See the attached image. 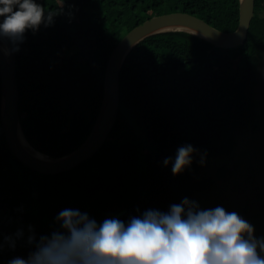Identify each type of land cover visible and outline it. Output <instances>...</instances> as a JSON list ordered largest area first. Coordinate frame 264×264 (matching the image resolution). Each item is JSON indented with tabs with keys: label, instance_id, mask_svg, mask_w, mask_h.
Here are the masks:
<instances>
[{
	"label": "trees",
	"instance_id": "16d2710c",
	"mask_svg": "<svg viewBox=\"0 0 264 264\" xmlns=\"http://www.w3.org/2000/svg\"><path fill=\"white\" fill-rule=\"evenodd\" d=\"M52 23L24 33L14 48L19 115L24 135L51 158L77 150L96 125L105 94L108 59L135 26L163 13L185 11L232 31L240 0H36ZM0 17V21H2ZM264 58V15L255 6L247 39L220 46L188 29L160 31L140 40L120 72L117 121L103 146L77 166L45 173L11 151L2 123L0 73V239L22 230L15 248L4 241L0 264L35 250L28 236L61 230L64 209L127 222L190 199L230 169L199 178L215 156L230 155L255 118L258 67ZM192 163L172 165L181 146ZM171 157L165 165L164 160ZM205 163L201 165L200 160ZM245 213L241 215L246 217ZM31 226V232L29 231Z\"/></svg>",
	"mask_w": 264,
	"mask_h": 264
},
{
	"label": "clouds",
	"instance_id": "9594fccd",
	"mask_svg": "<svg viewBox=\"0 0 264 264\" xmlns=\"http://www.w3.org/2000/svg\"><path fill=\"white\" fill-rule=\"evenodd\" d=\"M0 17V38L16 45L27 30L50 25L53 13L45 16L44 5L36 0H0ZM198 151L190 144L179 147L172 174L190 166L192 154ZM56 220L61 230L39 241L30 234L28 243L35 250L9 264H264V237H255L252 224L220 206L202 210L188 198L172 204L167 212L149 209L127 222L106 218L97 223L74 209L60 211ZM22 235L18 230L14 236L2 237L0 251L4 241L15 248V239Z\"/></svg>",
	"mask_w": 264,
	"mask_h": 264
},
{
	"label": "water",
	"instance_id": "95a60500",
	"mask_svg": "<svg viewBox=\"0 0 264 264\" xmlns=\"http://www.w3.org/2000/svg\"><path fill=\"white\" fill-rule=\"evenodd\" d=\"M256 0H240V20L232 31L221 30L203 18L185 11H174L154 15L132 28L115 46L107 64V75L103 104L89 138L77 150L59 158L45 153L38 157L20 141L19 132L24 135L19 115V87L16 74L14 45L6 38H0L8 46V55L0 46V73L2 79V123L5 137L11 151L26 165L45 173H57L71 169L95 154L107 141L118 118L120 104V72L122 64L131 49L148 35L170 29H188L202 34L220 46H237L248 37V30L254 16ZM25 137V135H24ZM26 138V137H25ZM27 140V139H26ZM28 141V140H27Z\"/></svg>",
	"mask_w": 264,
	"mask_h": 264
},
{
	"label": "rangeland",
	"instance_id": "374dc122",
	"mask_svg": "<svg viewBox=\"0 0 264 264\" xmlns=\"http://www.w3.org/2000/svg\"><path fill=\"white\" fill-rule=\"evenodd\" d=\"M256 8L264 15V0H256ZM256 97L257 114L241 134L233 153L213 157L198 177L215 175L222 164L230 169V174L216 177L190 200L198 202L202 210L220 206L240 216L246 208L245 220L254 226V235L259 239L264 237V58L258 67Z\"/></svg>",
	"mask_w": 264,
	"mask_h": 264
},
{
	"label": "bare ground",
	"instance_id": "6f19581e",
	"mask_svg": "<svg viewBox=\"0 0 264 264\" xmlns=\"http://www.w3.org/2000/svg\"><path fill=\"white\" fill-rule=\"evenodd\" d=\"M0 46H1L2 50L4 51V53H5L6 55H8V52H9L8 46H7L5 43H3V42L0 43ZM19 139H20L21 143H22V144H23V145H24L29 151H31L34 155H36V156H38V157H44V158H46L42 153H40V152L34 150V148L31 147V145H30L29 142L26 140V138L24 137V135L22 134V132H19Z\"/></svg>",
	"mask_w": 264,
	"mask_h": 264
}]
</instances>
